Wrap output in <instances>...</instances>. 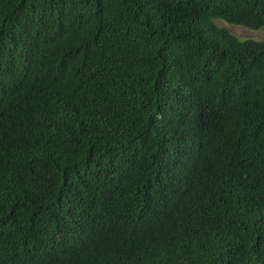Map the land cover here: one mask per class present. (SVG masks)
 <instances>
[{
	"label": "trees",
	"instance_id": "16d2710c",
	"mask_svg": "<svg viewBox=\"0 0 264 264\" xmlns=\"http://www.w3.org/2000/svg\"><path fill=\"white\" fill-rule=\"evenodd\" d=\"M264 0H0V264H264Z\"/></svg>",
	"mask_w": 264,
	"mask_h": 264
},
{
	"label": "rangeland",
	"instance_id": "374dc122",
	"mask_svg": "<svg viewBox=\"0 0 264 264\" xmlns=\"http://www.w3.org/2000/svg\"><path fill=\"white\" fill-rule=\"evenodd\" d=\"M216 23L219 26L229 29L231 32H233L240 38H253L257 40H264V27L255 30L243 25L230 24L221 19H217Z\"/></svg>",
	"mask_w": 264,
	"mask_h": 264
}]
</instances>
